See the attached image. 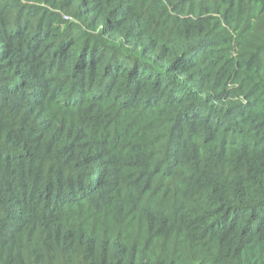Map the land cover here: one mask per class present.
<instances>
[{
	"label": "trees",
	"instance_id": "16d2710c",
	"mask_svg": "<svg viewBox=\"0 0 264 264\" xmlns=\"http://www.w3.org/2000/svg\"><path fill=\"white\" fill-rule=\"evenodd\" d=\"M0 264H264V0H0Z\"/></svg>",
	"mask_w": 264,
	"mask_h": 264
}]
</instances>
